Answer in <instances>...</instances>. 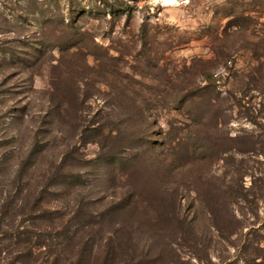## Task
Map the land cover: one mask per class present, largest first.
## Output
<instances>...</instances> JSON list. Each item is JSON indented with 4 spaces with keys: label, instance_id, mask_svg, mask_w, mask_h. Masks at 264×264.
<instances>
[{
    "label": "rangeland",
    "instance_id": "1",
    "mask_svg": "<svg viewBox=\"0 0 264 264\" xmlns=\"http://www.w3.org/2000/svg\"><path fill=\"white\" fill-rule=\"evenodd\" d=\"M87 250L264 264V0H0V264Z\"/></svg>",
    "mask_w": 264,
    "mask_h": 264
},
{
    "label": "trees",
    "instance_id": "2",
    "mask_svg": "<svg viewBox=\"0 0 264 264\" xmlns=\"http://www.w3.org/2000/svg\"><path fill=\"white\" fill-rule=\"evenodd\" d=\"M22 233V232H20ZM16 238V236H15ZM17 239V238H16ZM16 244H17V248L16 250H20L22 256L24 257V255H29V254H33L36 251V248H40L41 246H43L41 243L39 242H35V243H30V241L28 239H17L16 240ZM20 244V245H18ZM84 250V249H83ZM91 250V249H90ZM92 251H86V252H81L77 259L75 261H73L71 264H88V262L91 260L92 258ZM27 260H21V257L18 255V257H16L14 260H12L11 262H9L8 264H26ZM33 262V261H32ZM31 261L29 260L27 262V264H30ZM50 264H56V259L54 257L53 260L50 261Z\"/></svg>",
    "mask_w": 264,
    "mask_h": 264
}]
</instances>
